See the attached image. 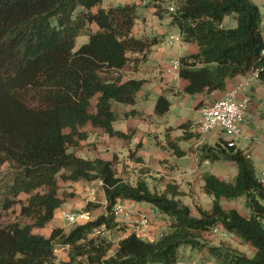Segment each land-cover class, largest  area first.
Listing matches in <instances>:
<instances>
[{
	"label": "trees",
	"instance_id": "obj_1",
	"mask_svg": "<svg viewBox=\"0 0 264 264\" xmlns=\"http://www.w3.org/2000/svg\"><path fill=\"white\" fill-rule=\"evenodd\" d=\"M102 2L0 0V167L9 164L12 174L0 197V212L12 215L7 223L0 222V264H57V244L69 248L61 264H172L181 259L182 248L199 249L202 260L217 264H264V185L250 154L237 145L222 138L202 145L201 160L231 161L237 175L227 181L203 174L202 188L215 198L209 209L196 206L198 217L179 198L177 184L154 190L142 177L135 183L122 178L114 160L76 153L89 138L87 126L110 137H126L114 129L112 101L136 102L145 81L126 75L147 61L157 43L134 34L139 16L135 2L108 8ZM166 12L182 41L198 46L197 52L179 58L185 94L225 90L230 78L250 77L255 71L264 83V17L253 0H178L176 10ZM158 13L163 14L161 9ZM228 14L234 15L236 27L223 26ZM82 35L89 41L75 50ZM170 107L162 95L154 110L162 116ZM192 124L178 128L186 137L200 136ZM169 143L183 156L176 142ZM60 178L69 184L102 180L106 213L69 232L56 227L49 237L34 233L33 226L46 227L65 202ZM242 197L249 216L226 209L220 201ZM118 200L151 204L166 216V228L153 240L131 230L118 246L108 236H94L101 225L116 230L119 222L111 212ZM97 206L88 203L86 210ZM216 226L254 247V256L204 242L203 234Z\"/></svg>",
	"mask_w": 264,
	"mask_h": 264
},
{
	"label": "rangeland",
	"instance_id": "obj_2",
	"mask_svg": "<svg viewBox=\"0 0 264 264\" xmlns=\"http://www.w3.org/2000/svg\"><path fill=\"white\" fill-rule=\"evenodd\" d=\"M131 1V0H103L101 3V6L103 8H108L110 6H119L123 5L125 2ZM256 2L263 14L264 17V8L262 0H253ZM169 6V0H166L165 2V8H168ZM161 7V5H160ZM144 6L139 7L140 12L144 10ZM145 11V10H144ZM148 16V15H147ZM154 17V16H153ZM170 15L166 12L164 19L160 18L159 16L155 15L154 18L148 17V32L150 34H153L154 30L158 29H164L166 32L165 39H163L160 42L163 49H166L170 51L173 50L172 55L174 57H179L180 54V44L181 42L179 40H173V44L169 43V40L171 36H178L181 37V33L178 27H174L169 23ZM165 20V22L163 21ZM223 25L226 28H233L236 27L237 21L234 18L233 14H228L225 16ZM92 29L94 31L99 30L96 25L92 26ZM167 38V39H166ZM89 41V36L82 35L76 38L75 42V50H78L84 43H87ZM169 53V52H168ZM160 68V67H157ZM160 73V70L157 69ZM250 79H256L254 76L250 77ZM156 89L153 90L151 94V98L146 100H140L137 99L134 104H124L117 101H112L113 107L117 110L119 108H122V114L126 113V110L129 109H136V110H142L147 109L149 113L145 116H135L130 114H125L127 117H133L132 119L139 120L138 122L141 123L140 129L142 132H145L144 135L140 139H134L132 142H129L130 139H132L136 134L141 135L139 132H135L136 130L132 131V128L128 130V133H131L130 139H124L119 140L109 138L104 134L103 131L98 129H93L91 126H87L86 130L89 134V138L82 142V145L79 147L78 150H76V153L82 157L86 158H95V157H101L105 159H114V162L117 165L119 175L123 177H129L133 183L137 181V179L140 176H145L146 178L150 175L151 180L150 186L154 190H160L163 186L160 185V182H175L177 183V177L173 173H170L169 170L160 172L155 167H157L158 162H155L154 158L152 159V163L147 162L143 156H141V160H137L138 157V150L144 146V148H149L150 145L154 144L155 141H157L159 138L164 139V145L168 146L167 138L172 137L171 135H174L176 133L175 130H172L169 128L170 126L176 127L178 125V122L181 119H192L196 120L195 126L197 128L198 123L202 117L197 121L198 116L196 113V109L194 107V103L196 102V98H186L183 96H177L172 93H165L166 97L171 102L170 111H168L166 114L162 116H158L155 111V104L157 101L158 96L155 92ZM261 110H264V104L261 107ZM120 111V110H119ZM201 113V112H200ZM256 113V112H255ZM247 114V113H246ZM249 124L252 126L251 132H248L246 129V125ZM247 116H245L243 125L240 124V130L241 134L239 137L231 136L227 134L223 129L218 128L215 130L207 131V132H200L201 137L200 142H203L204 144L209 145H215L217 142L220 141V139L224 138L225 140H231L234 139L236 144L239 148L245 150L248 153H253L251 156H253V160L256 164L257 174H260L262 170L264 169V158L262 159L260 154L258 153L257 148L261 151L264 157V142H260L257 139L263 137L264 134V118L261 116L253 122V120H250ZM123 124L126 129L130 126L129 123ZM169 122L168 125H164L165 123ZM180 123V122H179ZM249 125V127H250ZM116 128L120 130H125L123 127L120 126V124H116ZM199 131V130H198ZM157 132V134H155ZM144 137V140H142ZM144 141V142H143ZM143 143V146L141 147L140 143ZM187 143V141H184V143ZM149 143V144H148ZM151 143V144H150ZM183 143V144H184ZM145 144V145H144ZM114 145H118L117 147H114ZM123 145V146H122ZM151 148V147H150ZM171 150V149H170ZM172 151V150H171ZM174 151V150H173ZM172 151V152H173ZM132 154V155H131ZM172 156L174 159H178V156L175 152H173ZM172 157V158H173ZM183 157V156H181ZM187 160L189 161L191 158H193L192 155L187 154L186 155ZM184 162V159L182 160V163ZM214 165H205L209 169V173H214L222 178H225L228 181H233L235 179V176L237 175V167L235 164H233L230 161H216L213 163ZM165 170V169H164ZM162 174V175H161ZM11 170L9 164H4L0 167V197L4 194V192L7 190L8 186L11 184ZM152 175L162 176L161 179H153ZM197 177V176H196ZM60 194L65 197V203L66 205H63V209L67 208V210L70 211H78V206L83 202L86 201V192H88V189H83V193H79L76 195V193L72 192L71 190L75 188L74 184H69L68 181H64L60 178ZM81 185L85 184L84 181L80 182ZM191 186L193 184L192 189H188L187 185H185L186 191H183L180 195L181 201L192 208V214L196 217L199 216L198 208H196L197 205L203 207L204 209H209L212 207L213 201H214V195L209 194L203 190L201 187L200 181L197 180V178H194L193 183H190ZM161 186V188H160ZM190 191V193H189ZM70 193H74V196H69ZM25 198V196H23ZM221 203L224 205L226 209H229L231 207H237L244 215H250V208L247 204V201L244 197L238 198V199H227V198H221ZM132 206H139L142 204V207L146 208L149 207L150 209V215H153V223L155 220L164 221V224L162 227L165 229V218L166 216L158 211L157 208L152 206L151 204L147 202H141L138 204V202H131ZM86 207L88 206V203L85 204ZM140 207V206H139ZM138 207V208H139ZM141 208V207H140ZM142 209V208H141ZM144 210V209H143ZM147 211V210H145ZM148 212V211H147ZM99 212H96V216L98 217L100 214ZM59 214V213H58ZM61 215V214H60ZM10 217H12L10 212L2 211L0 212V222L7 223L10 220ZM95 219V218H94ZM26 219H22L23 224H27ZM53 223L55 225L66 227L67 231L69 232L76 224L68 223L63 217L57 216L54 218ZM264 225V220H263ZM120 234H113L111 233L109 235V238L113 240H118ZM105 236V235H100ZM107 236V235H106ZM203 241L208 243V245L213 246H222L224 248H229L233 253H237L240 255H245L248 257H253L255 254V248L251 247L244 243L241 238L237 237H221L217 235H212L209 233L203 234ZM184 254L187 261L191 260H202V252L199 249H192L188 248L184 251ZM179 260H185V259H179ZM63 260L57 258V264H61ZM210 261L211 260H207ZM211 263L217 264L215 259Z\"/></svg>",
	"mask_w": 264,
	"mask_h": 264
},
{
	"label": "crops",
	"instance_id": "obj_3",
	"mask_svg": "<svg viewBox=\"0 0 264 264\" xmlns=\"http://www.w3.org/2000/svg\"><path fill=\"white\" fill-rule=\"evenodd\" d=\"M262 1H264V0H262ZM127 2H135L138 5L139 16L136 19V23H135V27H134V34L138 37L148 36L151 39L157 40V43L153 46L152 51L148 55L147 61L144 64H142L138 68V70H136V71L130 70L126 75L127 79L134 78V79H138V80L141 79V80L145 81L141 91L138 93L136 100L140 99V100L148 101L152 97L151 94H152L154 89H156L155 92H156V95L158 96V98L162 95L166 97L165 93H167V92L172 93L174 95H177L178 97L183 94L185 99L187 97L190 99L194 97V98H196V102L194 103V107L196 109V113L198 116L197 121H199V119L201 117V113H200V106L201 105H200V103L202 101H204L205 103L209 102V101H213L217 98L222 97L226 91L230 90L231 88L235 87L236 85L243 84L241 96L242 97L247 96L250 98V103H249L247 110H246L247 114L245 115V116H247V120L249 118L250 120H253L252 123H254V121L258 118V116L259 117L261 116L262 118H264V110H261V107L264 104V83L260 79H258V80L256 79V81H255L254 79H250L249 76L237 75L235 77L230 78L227 81L225 90L214 91L210 94H207V93L195 94V95L185 94L183 92V87L185 85V82L181 78L173 79L170 76L166 75L164 72V68L167 65L171 64L173 61L179 59L183 55H187V54L197 52L198 51L197 44L183 42L182 39L179 40L181 42L180 54H179V57H177V58L174 57L172 55L173 50L171 49L170 51H168L166 49H163L162 45L160 43L162 41V36H163V39H165V35H166L165 30L157 28L156 30H154L153 34H150L148 32V28H147L148 27V17L154 18L155 15H157L160 18L164 19V16L166 14V9H167V8H165L166 0H131V1H127ZM127 2H125V3H127ZM160 5H161V7H160ZM142 6H144L145 11L143 10L142 12H140L139 7H142ZM159 9L162 10L163 14L158 13ZM163 21L165 22V20H163ZM167 24L172 25L173 28L178 27L177 25L172 23L171 17L169 18V23H167ZM173 40L170 38L169 43L173 44ZM157 67H160V68H157ZM157 69L160 70V73L158 72ZM112 108L115 111L116 117H117L116 121L113 124L114 129L117 131L123 132L126 135V137H121V138L110 137L106 133H104V134L106 136H108L109 138L116 139V141H117V139H119V140L130 139L131 133H128V130L130 128H132V131L136 130L135 132H139L141 135L139 136L136 134L132 139L129 140V142H132L136 138L141 140V137L145 133V132H142L140 129L141 123L138 122L139 120H137V119H132L133 117H131V116L127 117L125 114L134 115V117L137 115L145 116L149 113V111L147 109L136 110L134 108V109L126 110V113L122 114V108H119L116 110L113 107V105H112ZM124 121H126V123H129V125H130L127 129H126V127L123 126V124H125ZM187 121H191L193 123L192 125H195V122H196V120H192V119H181L179 121L180 123L178 122V125H176V127H172V126L169 127L172 130H175L176 133L174 135H171L172 137L167 138L168 139L167 140L168 146L164 145V139H161V138H159L157 141H155L154 144L150 145L151 148L150 147L144 148L143 143L141 142L140 145H141V147L142 146L143 147L138 150V154H137V156H140V155L143 156L144 159L149 163H152L153 158L155 159L154 160L155 162L159 161V163L157 164V167H155V169H157L158 171L163 172V171L169 170L170 173H173L174 175H176L177 183H175V182L174 183L180 187L181 193L183 191H186L185 185H187V188L189 190L192 189L193 184L191 186L190 183H193L194 178H197V180L200 181L201 187L203 186L202 176L205 173H209L208 167L205 166L206 164L212 166V165H214L213 163L216 161H227V160L211 161L210 159L201 160V155H200L201 147H202V145H204V143L200 142V139H199L201 137V135L200 136L189 135L188 137H186L184 135L185 134L184 130L181 128H178V126L181 123H184ZM116 124H120V126L123 127L125 130L117 129ZM168 124H169V122L165 123L164 125H168ZM242 125H243V123H242ZM249 125L250 124H249V120H248V125H246V129L248 132L252 133V130H251L252 126L250 125V127H249ZM155 134H157V132ZM142 140H144V137ZM257 140L260 142H264V134H263V137H261ZM170 141L171 142L174 141L178 144L180 149L184 152L183 157L178 156V154H177L178 159H174L172 154H173V152H175V150L172 147H170V143H169ZM184 141H187V143L186 142L184 143ZM117 146L118 145H116V146L114 145V147H117ZM170 149L172 151L173 150L174 151L172 152ZM257 150H258V153L260 154L261 158L263 159L264 158L263 154L261 153L259 148H257ZM246 153H248V152H246ZM187 154H190L193 156V158H191L189 161L187 160V157H186ZM249 154L251 156L253 153H249ZM141 156L138 157L137 160H139V159L141 160V158H142ZM251 158L253 160V156H251ZM183 159H184V162L182 163ZM110 160H114V159H110ZM254 164H255V162H254ZM255 167H256V164H255ZM211 174H214V173H211ZM214 175H216V174H214ZM146 176H148V177L146 178L143 175L142 176L139 175V177H142L145 180H147L149 185H150L149 181L151 180V177H150V175H146ZM216 176L219 177L220 179L226 180L225 178H222L218 175H216ZM121 177L124 178L125 180L131 181L129 179V177H123V176H121ZM152 178L153 179H155V178L161 179L162 176L159 177L157 175H152ZM98 181L99 180L92 181V182H85L84 181L85 184H83V185H81V183H80L81 181L76 182V183H72V184H74L75 188L71 190L72 192L76 193V195H77L79 193H83L82 192L83 189H86V188L88 189V192L85 193L86 194V201H85V203L82 202L78 206V208H79L78 211L86 210V205H85L86 203L98 204V206L96 208H94L93 210H87L91 213L93 219L97 217L95 214L96 212H99L98 214H100V215L105 214L106 213V206H107V200H106L104 190H103L102 186L99 185ZM167 183H170V182H166V181L160 182V185L162 184L161 186L164 187V185H166ZM171 183H173V182H171ZM92 186L96 188V201H94V202L89 201V188ZM161 186H160V188H161ZM189 193H190V191H189ZM131 202H133V201H130V203ZM66 204L67 203L64 202L62 204V206L66 205ZM62 206L56 210L55 217H56V215L61 216L60 211H61V209H63ZM139 206L142 209L150 212L149 207L143 208L142 204H140ZM16 208L19 209L20 207L17 206ZM231 208H236L237 210H239L237 207H231ZM65 209H67V208H65ZM239 212H241V211L239 210ZM245 216H249V215H245ZM23 218L24 217H20L19 221L22 222ZM53 220L50 221L46 225V227H44V228H39V227L33 226V228H32L33 232L37 233V234L44 235L46 237H49L54 228L63 227V226L55 225L53 223ZM163 224H164V221L155 220V222L153 223V225L149 229L148 238H144V239L145 240H153V239L157 238L158 235L164 230V228L162 227ZM123 226L125 227L124 229L122 228ZM64 228H66V227H64ZM66 231H67V229H66ZM130 231H131V226L129 223L119 222L116 230H113L112 232H113V234H115V233L120 234L119 235L120 237L118 239V240H120L123 237L127 236ZM234 237H237V236H234ZM118 240H113L114 245H116V242ZM68 249H69L68 246L57 244L55 252H56V255L59 257V259L64 261L68 258ZM185 250L186 249H184V248H182L180 250L181 259L187 260L186 258H182V256L186 257V255L184 254ZM212 261H214V259H212L211 262Z\"/></svg>",
	"mask_w": 264,
	"mask_h": 264
},
{
	"label": "built area",
	"instance_id": "obj_4",
	"mask_svg": "<svg viewBox=\"0 0 264 264\" xmlns=\"http://www.w3.org/2000/svg\"><path fill=\"white\" fill-rule=\"evenodd\" d=\"M178 0H169L168 10L174 12L176 10V3ZM264 8V3H263ZM171 39L181 40V37L171 36ZM264 53V51H263ZM180 60L177 59L164 68L166 75L173 79L180 78ZM258 71H255L250 77L258 78ZM249 80V79H248ZM243 84H238L225 94L213 101L206 102L200 107L202 117L198 123L197 130L200 132H207L218 128L223 129L231 136L239 137L241 134L240 124L244 121L247 107L250 103V98L241 96ZM229 146H235L234 139L229 140ZM260 182L264 185V169L259 174ZM99 185H103V181L99 180ZM89 201H96V188H89ZM139 204V203H138ZM139 206H132L128 200H118L112 208V215L117 222H127L131 226V230L143 238H148V232L153 225V218L149 212L141 209ZM61 217L71 224H83L91 221L92 215L89 211H70L61 209ZM112 230L106 225H101L94 230V236L110 235ZM212 235H217L226 238L229 236L228 232L222 226H216L211 230ZM118 246V242L116 244ZM165 264V263H164ZM171 264V263H168ZM172 264H213L209 261L203 260H178Z\"/></svg>",
	"mask_w": 264,
	"mask_h": 264
},
{
	"label": "clouds",
	"instance_id": "obj_5",
	"mask_svg": "<svg viewBox=\"0 0 264 264\" xmlns=\"http://www.w3.org/2000/svg\"><path fill=\"white\" fill-rule=\"evenodd\" d=\"M237 145V144H236ZM259 175V174H258ZM87 211V210H86ZM225 229V228H224ZM112 230V229H111ZM226 230V229H225ZM113 231V230H112ZM227 231V230H226ZM228 232V231H227ZM113 233V232H112ZM228 234H229V236H231V237H234V235H231L229 232H228ZM139 236V235H138ZM229 236H227V237H229ZM108 237H109V235H108ZM141 237V236H140ZM142 239H144L143 237H141ZM118 242V245H119V240L117 241ZM117 242H116V244H117ZM114 243V242H113ZM116 246V245H115ZM203 261H205V260H203ZM210 262V261H209Z\"/></svg>",
	"mask_w": 264,
	"mask_h": 264
}]
</instances>
